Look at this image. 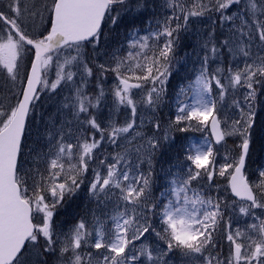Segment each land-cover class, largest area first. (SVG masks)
<instances>
[{
  "label": "snow or ice",
  "instance_id": "1",
  "mask_svg": "<svg viewBox=\"0 0 264 264\" xmlns=\"http://www.w3.org/2000/svg\"><path fill=\"white\" fill-rule=\"evenodd\" d=\"M148 7L147 0H0V66L13 84L22 54L31 50L28 46L35 49L30 74L23 76L26 87L14 94L15 103L0 100V264H264V169H258L257 182L245 176L253 132L264 117V0H193L191 6L165 0L171 16L155 18L147 35L134 29L126 56H118V50L109 55L105 46L123 15ZM193 17H207L205 29H197L200 67L176 93L174 119L165 124L158 110L165 103L180 33L189 31ZM50 53L57 54L51 82L42 78L53 63ZM101 54L108 57L104 62L95 58ZM106 73L118 81L116 102L131 109L119 126L112 119L104 125L98 111ZM90 81L98 89L91 94L86 91ZM149 84L139 102L133 99L132 89ZM38 85L53 92L66 86L70 95L63 106L71 109L77 132L94 130L99 139L76 136L73 144L64 123L46 125L43 145L37 142L30 150L36 167L29 177L22 167V140ZM138 103L150 115L138 111ZM225 107L235 110L234 119H221ZM145 119L151 135L144 131ZM190 131L207 134L203 143L185 147L187 164L177 173L169 171L167 184L155 195L157 151L172 132ZM227 138L234 139V150L226 151L217 167L215 145ZM102 141L116 150L100 159L94 150ZM93 160L97 164L88 179ZM145 164L146 172L141 170ZM216 175L227 178L242 204L210 194ZM86 181L99 214L86 210L64 232L54 219L57 209ZM109 203L110 215L100 207ZM237 210L259 222L233 231L232 217L224 218ZM221 232L230 243L224 259L217 251Z\"/></svg>",
  "mask_w": 264,
  "mask_h": 264
},
{
  "label": "rangeland",
  "instance_id": "2",
  "mask_svg": "<svg viewBox=\"0 0 264 264\" xmlns=\"http://www.w3.org/2000/svg\"><path fill=\"white\" fill-rule=\"evenodd\" d=\"M149 7L147 11V16L141 21V22H130L124 20V14L123 19L121 20L120 27L116 31L117 34L115 35V41L110 42L109 45H106L105 48L109 55L116 51V54L118 56H126L127 52L129 51V35L134 29L139 30V35H147L149 28H155V18L163 19L166 16L172 15V10L169 8L163 7L165 0H147ZM185 4L187 6H191L193 0H184ZM149 21H151V25L149 24ZM192 23L189 25V31L184 32L187 41L193 40V47H190V51L182 46V48L179 50L178 54V60L173 61L171 65L170 71L173 73H179L182 72L184 78L180 79L178 81V84H176L171 87V89L168 87L169 80L167 83V95L165 98V103L160 106L161 113L164 112V118L163 122L166 124L170 119H174L175 114V99H176V93L179 91V89L182 86H185L189 80H194L196 74L198 73L200 62L197 56V53L200 52V48L198 45L199 37L197 36V29H200L203 31L206 27L207 17L204 18H191ZM203 21V23H201ZM45 28H47V24L44 25ZM30 35L35 36V38H41L39 35V32H32L30 30ZM45 34V33H44ZM192 43V42H191ZM190 42L187 43V45L191 44ZM30 49V47L28 46ZM104 49H101V52L103 53ZM53 56V63L47 68L43 70V78L51 81H54L56 79V56L57 54H52ZM23 57V66L20 72V76L18 77L15 84L10 80L8 77V74L5 69H3L2 66H0V100H3L5 103H15V95L19 92L21 85L24 86L25 81H23V76L25 73H28L29 68L31 66V62L33 61L35 57L34 51L31 49L30 51H26L24 54H22ZM98 62H104L108 57L101 54L98 57H95ZM63 60V56H61V62ZM215 67V65H213ZM139 70H137L138 72ZM189 72L192 74V78L188 79ZM75 79H79V77H76ZM134 82V81H133ZM118 83L117 79L115 78L114 74L112 73H106L105 79L103 80V88L105 91V96L101 101L100 107L98 109L101 119L104 122V125L107 124L109 119L114 120L117 125H121L125 122V120L130 116L131 109L128 108L126 105H119L116 102V98L113 95V89L115 88L116 84ZM226 83V81H225ZM14 85L16 86L15 90L11 92V88ZM151 87V85H145L144 89H132L133 93V99L136 101H140L142 97L145 95L146 89ZM9 90V94L7 96V91ZM95 90L98 91L95 84L90 81V83L87 86L86 91L91 94V92ZM243 91V90H241ZM41 92H44L45 97H47L49 100H52L51 104H42L41 98H38L35 102V108L32 109V116L29 118L28 124H27V130L26 135L23 143V150H22V167L24 172L29 173V177L32 175L31 172H29L30 169H34L36 165L33 163L32 155H30V150L37 147V142L39 144L43 145L44 141L40 138V135L44 132L46 125H51L53 122H55L57 125L64 123L65 124V130L68 131L71 129V135L66 137L67 141L70 143L75 144L76 143V136H86L89 142L92 141L93 135H95L96 139H99V133L89 132V133H82L77 132L76 130V122L73 120L71 109L65 108L64 105V99L61 100L63 96L67 97L70 95L69 90L66 86H61L58 88L55 92L51 91L48 88L41 87ZM237 98H240L239 94L237 95ZM53 101H57V106L53 104ZM167 101V103H166ZM142 110L144 112V116L147 117L150 115V110L145 109L142 104L138 103V111ZM50 111L54 112L55 114L51 113ZM58 112L62 115L61 117H58ZM221 119L228 118L229 121L231 119H234L236 116L235 110L225 107L220 113H219ZM62 119V120H60ZM68 121H72V123L69 125L67 124ZM264 122V117H262L260 120H258V124ZM140 123V118H137V124ZM146 127H144V131L151 135V129L152 126L147 124V120L145 119ZM264 130V128H263ZM264 136V131L262 132ZM207 133H201V132H172L170 134V139L168 141L162 142L163 146L157 151L155 158H154V168H153V192L155 195H159L160 190L167 184V180L170 177H166V174L171 171L172 173H177L180 171V169L187 164V162L184 160V149L185 147L190 143H203V137ZM227 140H231V142H227L226 144H222L218 147L219 149V155L217 156V167L220 163H223V156L225 152L227 151L230 155L232 154L234 150V144L235 141L233 138H227ZM102 147L100 149L94 150L97 154V156L100 159H103L105 155L109 152H115V148L109 144H107L106 141L101 142ZM260 145L262 152L260 153L259 160H258V167L255 169L251 168L250 175L252 174V177H248L251 182H257L258 181V169H264V139L260 138ZM46 150V149H45ZM75 151V149H74ZM261 160V162H260ZM75 162V161H73ZM90 169L89 172L86 173V176L88 179H91V168L96 167L97 161L93 160L90 161ZM41 169L44 168V164L41 163L38 165ZM147 164L142 166L143 171H147ZM28 183L31 184L32 181L29 178ZM83 188L84 193L89 197L87 192V181L85 182V185L81 186ZM209 192L212 196H219L223 201H227L229 204H231V201H234V199L229 194L228 189V183L226 177H220L218 175L213 177L212 186L209 189ZM236 201V200H235ZM115 202V197H113V203ZM113 203H109L107 207L101 205L100 207L103 208L105 212H107L109 215L113 211ZM238 204H242L241 202H238ZM122 207V205H121ZM97 209L96 202L94 200H90L89 198V204L87 210ZM59 209V208H58ZM58 212V211H57ZM97 213L99 214V209H97ZM57 214V213H56ZM257 214L259 215V210H257ZM59 215V213H58ZM85 215V214H84ZM83 215V216H84ZM229 216L232 217V230L234 231L236 228L243 230H247V226L251 223H258L259 221L255 220L252 217H245L242 214H240L237 211L232 212L228 211L226 213V222L229 219ZM86 219H91V216L85 217ZM56 219V215L54 217ZM77 222V221H76ZM73 222L67 226H63L60 224V222H57L61 229L64 232H67L74 223ZM225 236V234H224ZM150 239L154 240L155 237H150ZM228 243V242H227ZM140 242H137V247H139ZM229 247H227V256L230 252V243Z\"/></svg>",
  "mask_w": 264,
  "mask_h": 264
},
{
  "label": "trees",
  "instance_id": "3",
  "mask_svg": "<svg viewBox=\"0 0 264 264\" xmlns=\"http://www.w3.org/2000/svg\"><path fill=\"white\" fill-rule=\"evenodd\" d=\"M147 10H148V8L146 10H142V12H140V13L134 12L132 14H126V15H124V17H125L124 20L130 21L131 23L133 21L138 22L145 17V14H142V13H144ZM110 27H112V26L110 25ZM117 30H118V28L116 29V31ZM46 34L47 33L45 32V35ZM116 34H117V32H115L113 34V37H115ZM180 37H181V39H180L179 45L176 49L175 59L173 61H175L177 59L178 54H179V50L182 48L183 45L186 44V42H185L186 38H185L184 33L181 32ZM114 41H115V39H111L110 42H114ZM110 42L107 45H109ZM190 43H191V41H190ZM183 78H184V76L181 72L173 73L171 71V75L168 78V79H170L168 87L171 89V87H173L176 84V82L178 83V81L180 79H183ZM39 98H41L42 104H51L52 103V100H49L47 97H45L44 92L43 93L40 92ZM64 98H65V96H63L61 98V100ZM165 98H167V97H165ZM166 103H167V101H166ZM53 104L57 106V101H53ZM50 112L55 114L52 111H50ZM158 115H159L160 119L164 118V113L158 112ZM61 116L62 115L58 112V117H61ZM60 120H62V119H60ZM263 128H264V122L260 123V125H257L256 129L253 132L251 155H256L257 150H259V147H260V138L264 139V136L262 133L264 131ZM250 162H253L251 157L248 159V164H250ZM88 204H89V197L84 193L83 188L81 187L80 190L74 196H72L71 198H67L66 201L63 203V205L61 207H59V209H57L58 212L56 214V219H55L56 222H60V224H62L63 226H67L73 222L78 221L79 218L81 216H83L85 214V211L88 209ZM58 213H59V215H58ZM224 221L226 222V215H225ZM220 234H222V235H220ZM219 237H221L220 238L221 240H217V239H219ZM223 237H224L223 232L218 233L216 236V242L220 245L219 248H217V251L220 252L221 259H224L226 254H227L226 253V250H227L226 242L227 241Z\"/></svg>",
  "mask_w": 264,
  "mask_h": 264
},
{
  "label": "water",
  "instance_id": "4",
  "mask_svg": "<svg viewBox=\"0 0 264 264\" xmlns=\"http://www.w3.org/2000/svg\"><path fill=\"white\" fill-rule=\"evenodd\" d=\"M25 87H26V86H25ZM38 87H39V85L37 86V90H38ZM26 121H27V120H26ZM233 196L236 197L234 194H233ZM236 199H237L238 201H240L238 197H236Z\"/></svg>",
  "mask_w": 264,
  "mask_h": 264
}]
</instances>
